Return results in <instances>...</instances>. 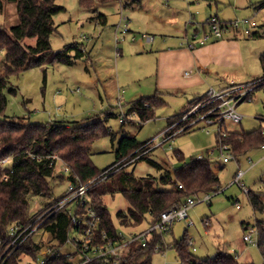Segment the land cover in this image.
<instances>
[{
  "label": "rangeland",
  "instance_id": "374dc122",
  "mask_svg": "<svg viewBox=\"0 0 264 264\" xmlns=\"http://www.w3.org/2000/svg\"><path fill=\"white\" fill-rule=\"evenodd\" d=\"M120 1H96L90 10H86L79 6L78 0H55L63 10L53 17L56 30L50 35L51 49L55 52L65 44L76 41L82 44L86 55L73 65L55 62L10 75L9 81L17 87V91L12 94L5 90L7 104L0 113V118L15 116L22 117L27 122L42 123L51 120L72 121L103 116L108 110H112L116 115L109 117L105 123L115 133V137L111 139L107 135L95 140L90 149L91 160L99 170L116 164L118 139L124 134L135 136L138 141L148 142L150 145L144 159L130 162L126 167L136 177H159L165 172L172 173L174 168L183 163L176 158L174 152H180L186 161L198 158L199 155L208 157L212 161L213 172L219 178V189L208 192L209 201L194 204L188 210L187 220H177L172 224L171 230L163 236L164 243L170 245V248L165 255L153 253L150 264H179L177 252L171 245L183 237L191 242L195 248L192 250L190 247L191 251L198 258H212L217 252L226 251L242 263L264 264L257 245L242 240L243 222H255L256 226V221L264 222V147L250 148L236 158L223 162L216 148L220 124H207L201 120L188 131L153 148V138L167 127L170 117L181 114L187 108L194 109L181 122L185 125L207 115L211 104L217 105V102L208 101L204 95L209 87L206 90L201 87L182 91L162 90L165 104L156 108L153 118L145 122H139L137 117L121 122L118 116L120 108L127 111L131 102L140 97L151 96L156 90L154 79L148 75L146 56L132 48L142 39V33L152 35L155 41L164 39L163 42L169 39H165V36H175V32L169 27L180 25L183 32L185 24L187 32L191 34L196 28V24H186L191 14L194 15L193 22L197 24L202 23L209 15H217L225 21L250 18L262 25L264 8L258 9L255 6L264 0H129L134 1V8H122ZM94 9L105 14V25L88 19ZM17 23L15 1L0 0V27L9 29ZM124 25L129 30L122 33ZM238 38L243 50V62L234 75L225 77L226 81L246 84L262 79L259 55L264 52V36L248 38L239 35ZM34 40L35 38H24L22 41L33 44ZM1 55L2 52L0 59ZM140 60H143L144 66ZM194 98L199 100L188 106V102ZM236 111L242 116L241 121L233 123L226 119L221 122L222 131L248 132L260 128L264 134V85L255 87L247 100L237 104ZM212 149L213 152L209 153ZM150 161L157 163L159 167ZM60 168L61 165L57 162L48 178L51 187L49 198L28 195L29 216L39 215L40 209L65 191L67 179L59 178ZM237 170L242 171L243 187L231 183ZM244 188L249 190L248 194L257 195L262 202L261 210H254ZM103 201L118 230H140L145 226L142 223L129 228L118 224L116 213L126 210L128 206L121 193L107 194ZM32 239L43 250L57 243L43 228L36 231ZM61 249L66 253L73 246L66 243ZM19 258L20 264L32 261L25 255Z\"/></svg>",
  "mask_w": 264,
  "mask_h": 264
},
{
  "label": "trees",
  "instance_id": "16d2710c",
  "mask_svg": "<svg viewBox=\"0 0 264 264\" xmlns=\"http://www.w3.org/2000/svg\"><path fill=\"white\" fill-rule=\"evenodd\" d=\"M18 17L17 25L9 29L0 27V113L7 104L5 90L15 94L17 87L12 85L9 77L23 70L55 62L73 65L78 59L84 58L86 52L82 44L73 41L65 44L62 49L53 51L50 45V35L56 30L53 17L63 10L55 0H14ZM96 1L110 2L117 0H78L81 8L90 10ZM120 1V0H119ZM256 8H264V1L259 2ZM93 12V13H92ZM89 20H96L105 25L106 16L96 9L91 11ZM264 27V20L262 25ZM264 34L255 31L252 38L262 37ZM24 38H35L33 44L23 43ZM249 38V37H248ZM259 62L264 76V52L259 55ZM264 85V83L260 84ZM259 86V85H258ZM201 99V98H199ZM198 98L188 102L193 104ZM147 104V105H146ZM165 104L160 92L151 96L140 97L131 102L130 110L137 114L139 122L153 118L154 110ZM214 104H211V108ZM208 108V109H209ZM170 117L167 126L177 121L184 113ZM207 110V109H206ZM115 112L108 110L103 116L87 117L81 120H51L49 122H27L22 117L0 118V160L9 158L10 162L2 169L0 166V240L8 242V227L11 224L26 225L32 220L27 212L28 195L34 194L49 198L51 187L48 178L53 172V163L56 157L61 163L70 168L69 179L87 182L102 173L92 162L90 149L95 140L109 135L111 139L115 133L110 131L105 121L115 116ZM183 123L180 124L182 126ZM186 128L180 133L188 131ZM179 134V133H178ZM236 158L250 148L264 147V136L260 128L248 132H228L223 139ZM145 142H140L135 136L124 134L118 139L115 151V162L122 164L129 161L145 149ZM178 160L183 163L174 168L172 173L165 172L159 177L146 175L136 177L126 166L114 171L106 178L97 180L87 193L88 203L98 217V224L93 229L96 242H104L119 238L118 229L113 224L109 212L104 204L103 197L107 194L119 192L126 199V210L116 213L118 224L122 227H136L154 223L158 214L173 203H182L188 196L215 192L219 189V178L212 170V161L208 157L184 160L180 152H174ZM38 156L39 160L33 156ZM142 155L137 160H142ZM136 161V160H135ZM159 167L155 162L150 161ZM109 167V166H108ZM7 179H2L3 174ZM60 179L65 177L59 174ZM181 186V187H179ZM248 194V193H247ZM254 210L262 209V202L255 194H248ZM58 199V198H57ZM56 200V199H55ZM51 200L42 209L50 206ZM83 209H76L77 215H82ZM258 227L257 247L264 262V222L256 221ZM243 224V223H242ZM41 228L49 232L56 240L51 248L53 257L47 256L44 264H71L69 256H65L61 247L67 242L70 233L79 227L71 223L69 208L54 212L42 224ZM101 231L106 238H101ZM156 244L163 245L158 236H153L147 246L132 245L129 252L117 264H150L153 248ZM177 252L179 264H254L242 263L236 256L219 251L212 258H198L190 248L185 237L172 244ZM41 250V245L28 237L26 241L12 254L7 264H20L19 256L25 255L35 260ZM91 264H106L103 260Z\"/></svg>",
  "mask_w": 264,
  "mask_h": 264
},
{
  "label": "built area",
  "instance_id": "2783aa9c",
  "mask_svg": "<svg viewBox=\"0 0 264 264\" xmlns=\"http://www.w3.org/2000/svg\"><path fill=\"white\" fill-rule=\"evenodd\" d=\"M123 19L125 20V17H123ZM193 19L194 15H189L186 24H196V28L190 35L184 34L182 41L183 45L189 49H194L203 44L222 39L225 35H227V33L243 35L246 37H251L255 31L264 34V27L260 26L250 18L222 21L216 15H209L200 24L194 23ZM126 27L127 25H124V28L121 29L122 33L128 31V28ZM141 38L148 42L153 40V36L147 33H142ZM132 39H134V37ZM262 83H264V76L260 80L246 84H238L232 81L222 89H214L210 87L207 90L205 97L208 101L217 102V105H213L214 107L212 106L209 108L210 111L207 115L201 116L196 121L180 126L181 122L185 121L187 117L194 112V109L188 110L177 121L165 127L157 136L153 138L152 141L155 142L153 144V148L168 142L184 129L194 127L198 121L204 120L207 124H220L216 148L219 150L222 161L227 162L231 158H234L230 146L223 141L228 133L226 131H222L221 122H224L227 119L233 123H239L242 116L236 111L237 104L243 100H247L251 91ZM213 114L215 115L213 116ZM118 116L121 122H126L128 120H133L132 118L137 117V114L134 111H124L120 108ZM261 134L263 133L261 132ZM152 141L150 143H152ZM149 146L148 142L144 143L143 147H145V149L129 161L123 164L122 161H119L116 164L107 167L100 175L87 182H80L77 178L76 180L67 178L71 175L70 168L61 163L58 158L53 157L55 160L53 166H55L57 162L61 165L59 173L67 179V187L61 196L54 200L50 206L41 210L39 215H33L32 220L29 223L26 225L12 224L8 227V242L4 244L0 240V264H7V261L12 254L26 241L28 237L32 236L36 231L41 229L43 222L48 217L56 211L64 210V208H69L71 223L79 227L78 230L73 231L67 237L66 243H71L73 249L66 253H63L62 249H59L65 256L70 257L72 261L71 264H91L94 261L100 260H103L106 264H117L129 252L132 245L140 244L142 247H145L154 235L158 236L163 241L162 246L159 244L154 246V253L165 255L166 250L170 248V245L164 243V233L171 229V226L175 221L187 220L188 210L194 204L209 201V193L188 196L182 203H173L166 209L162 210L158 214L157 220L154 223L145 224V226L140 230H127L126 232L118 230L117 233L119 238L106 240L104 242H96L95 240L96 234L93 229L96 228V225L98 224V217L95 210L90 207L87 197L88 189L92 184H94L97 180L106 178L108 175L121 167L126 166L130 162L137 160L140 156L145 155L148 153V150H150ZM213 150L214 149L209 151V153H212ZM33 157L39 160L38 156L34 155ZM201 157H203V155L198 156V158ZM9 162L10 159L7 157L0 160L1 168L3 169ZM241 177L242 171L237 170L231 183H237L239 186L243 187ZM2 179H7L6 173L2 175ZM244 191L247 193L249 192V190L245 188ZM237 207L239 206L237 205ZM80 208L83 209V214L81 216L76 214V209L78 210ZM101 238H106V233L104 231H101ZM242 240L248 244L257 245L258 227L255 222L253 224H244ZM189 245L192 247V250L195 249L191 242H189ZM51 247L52 246L44 250L41 249L38 257L35 260L30 261L29 264H44L47 256L53 257L55 255L54 250H52Z\"/></svg>",
  "mask_w": 264,
  "mask_h": 264
},
{
  "label": "crops",
  "instance_id": "0c3cea01",
  "mask_svg": "<svg viewBox=\"0 0 264 264\" xmlns=\"http://www.w3.org/2000/svg\"><path fill=\"white\" fill-rule=\"evenodd\" d=\"M134 1L121 0L120 3L122 8H134ZM169 28L175 32V36H165V39L169 38L168 40L162 42L164 39L155 41L153 38L151 42H148L139 39L138 44L132 47L138 50L137 53L146 56L148 75L154 79L155 92H160L162 97L161 91L166 89L176 91L199 87L204 90L207 87L222 89L232 82L226 81L225 77L229 74L234 75L237 67L243 62V50L237 40L239 35L230 33L222 39L189 49L182 42L184 34L190 35L186 25L184 24L183 32L181 26L177 24ZM140 63L144 66L143 60H140Z\"/></svg>",
  "mask_w": 264,
  "mask_h": 264
}]
</instances>
